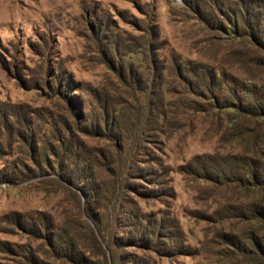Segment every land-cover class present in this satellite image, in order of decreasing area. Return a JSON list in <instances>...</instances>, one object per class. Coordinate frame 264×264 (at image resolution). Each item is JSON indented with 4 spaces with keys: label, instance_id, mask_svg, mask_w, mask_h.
Here are the masks:
<instances>
[{
    "label": "rangeland",
    "instance_id": "1",
    "mask_svg": "<svg viewBox=\"0 0 264 264\" xmlns=\"http://www.w3.org/2000/svg\"><path fill=\"white\" fill-rule=\"evenodd\" d=\"M243 87L264 0H0V264H246L210 180Z\"/></svg>",
    "mask_w": 264,
    "mask_h": 264
},
{
    "label": "trees",
    "instance_id": "2",
    "mask_svg": "<svg viewBox=\"0 0 264 264\" xmlns=\"http://www.w3.org/2000/svg\"><path fill=\"white\" fill-rule=\"evenodd\" d=\"M255 90L243 87L246 99L228 105L235 114L232 127L245 143L248 154L229 153L223 161L218 155L213 156V165L224 163L228 169L221 172L225 176L223 181L219 174L210 178L220 189L231 186L232 192L239 191L242 201H227L223 209L219 208L223 213L222 220L234 218L238 226L234 230L220 227L216 236L222 246L218 248L221 254H227L235 261L239 256L244 257L246 264H264V93L257 95ZM251 98L256 101L250 103ZM233 131L228 129L227 134Z\"/></svg>",
    "mask_w": 264,
    "mask_h": 264
}]
</instances>
